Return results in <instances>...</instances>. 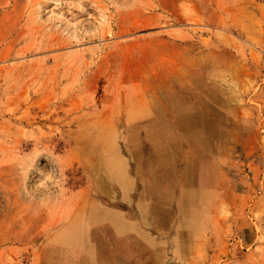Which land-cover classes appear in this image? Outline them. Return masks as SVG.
Here are the masks:
<instances>
[{
  "label": "rangeland",
  "instance_id": "374dc122",
  "mask_svg": "<svg viewBox=\"0 0 264 264\" xmlns=\"http://www.w3.org/2000/svg\"><path fill=\"white\" fill-rule=\"evenodd\" d=\"M0 264H264V0H0Z\"/></svg>",
  "mask_w": 264,
  "mask_h": 264
},
{
  "label": "bare ground",
  "instance_id": "6f19581e",
  "mask_svg": "<svg viewBox=\"0 0 264 264\" xmlns=\"http://www.w3.org/2000/svg\"><path fill=\"white\" fill-rule=\"evenodd\" d=\"M156 91H155V95L161 101L162 106L165 109L170 110L172 112V114H174V116H176V117L178 116L179 118H183V113L182 112L185 111V105L180 106V109H179V108L175 107V104H174L173 101H164L163 97L161 96L162 94L161 93L158 94L157 93L158 91L157 92ZM195 93H196V91H194V90H188L187 96H190V97L192 96L193 97V95H195ZM173 94H178V93H173ZM170 100H172V98ZM176 125H177L176 127L178 128V130H181V131H183L184 128L186 127V125L182 123V120H181L180 125H179V123H176ZM186 138H190V140H191V137L190 136H188V137L187 136L186 137L184 136V138H183L184 143L186 141ZM196 151L197 150L191 144H188L187 145L186 152L189 154L188 156L192 157V155H190V154H193ZM149 153L152 155V160L155 159V158H157L154 161V163L151 164V167L152 166H156V165H162L163 164V160H165V156L167 155L166 153H163L160 149L159 150H156V151L155 150H150ZM156 154H158L159 157H157ZM149 160H151V159H149ZM199 171H201V170H199ZM199 171L196 172L195 176H192L189 173V169H188L187 166H186V168L185 167L183 168V170H182V176L184 178V187L187 188L189 191H188V194H186V195L185 194H180V197L177 200L178 205H181V206H182V204L184 205L185 201L187 200V197L186 196L189 197V201H190V198L192 199L191 202H189L190 204L193 203V202H195V201H198L199 200L198 198H194V196H193V191L201 190L204 187L203 186L204 182L201 183V181H203V180H202V175L200 174ZM153 173L154 172H152V174ZM241 173L243 174V172H241ZM223 175L226 176L225 173H223ZM159 176H160L159 178H161V175H159ZM256 183H257V178L256 177L254 178L253 182H251L248 185L239 183L236 186V193L233 196L234 197H238V196H240V193L241 192H246V191L249 192V193H251L252 192V189H253V187H255ZM169 191H170V187H167L165 193L169 194ZM153 213L157 215L156 212H153Z\"/></svg>",
  "mask_w": 264,
  "mask_h": 264
}]
</instances>
